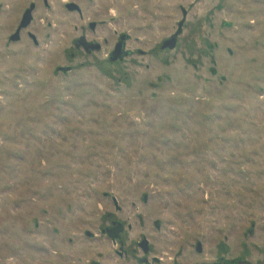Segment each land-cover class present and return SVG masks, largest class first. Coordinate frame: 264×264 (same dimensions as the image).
<instances>
[{
	"label": "rangeland",
	"instance_id": "374dc122",
	"mask_svg": "<svg viewBox=\"0 0 264 264\" xmlns=\"http://www.w3.org/2000/svg\"><path fill=\"white\" fill-rule=\"evenodd\" d=\"M0 3V264H264V0Z\"/></svg>",
	"mask_w": 264,
	"mask_h": 264
},
{
	"label": "water",
	"instance_id": "95a60500",
	"mask_svg": "<svg viewBox=\"0 0 264 264\" xmlns=\"http://www.w3.org/2000/svg\"><path fill=\"white\" fill-rule=\"evenodd\" d=\"M71 10H78L80 11V9L77 7V6H73L71 5L69 7ZM30 11L26 14L25 16V21L23 23V26H27L29 23H30V20H31V16H30ZM183 16H184V20L179 24V29L177 31V33L172 36V38L168 41H166L163 45V49H174L177 45V41H178V37L182 34L183 32V26H184V22L187 18V13L184 12L183 13ZM91 28L94 30L96 28V24H92L91 25ZM127 38L128 36H122L121 37V41L118 43L117 45V49L116 51L112 54L111 56V60L112 61H117V60H120L122 58V54L121 52L124 51L125 47H126V41H127ZM83 47L87 50H100L101 47L99 44H93V43H89V44H85L83 45ZM71 68H67L65 71H70ZM125 231V227L122 223H118V226L115 227L114 229H109L108 230V235L114 240L116 241V239L119 238L120 234L123 233ZM147 244H148V241L146 240L144 242V247L146 248L147 247ZM199 251L201 252V248L199 249ZM145 252L147 253L148 250L147 248L145 249Z\"/></svg>",
	"mask_w": 264,
	"mask_h": 264
},
{
	"label": "flooded vegetation",
	"instance_id": "af4514ba",
	"mask_svg": "<svg viewBox=\"0 0 264 264\" xmlns=\"http://www.w3.org/2000/svg\"><path fill=\"white\" fill-rule=\"evenodd\" d=\"M5 8H4V6H2V3H0V12H2L3 10H4ZM37 10V7H36V5L35 4H33L31 7H30V9H28V10H24V12L21 14V16H20V18H19V21H18V23H17V25H16V28H15V31L13 32V33H11L10 34V36H8L9 37V40L12 42V43H18V42H21V41H23V39L26 37V38H30L31 40H32V42H33V44L36 46V47H39V40L37 39V37H36V35L35 34H33L32 32H30V31H28V29L32 26V24H33V22H34V16H33V14L35 13V11ZM30 11V16H31V20H30V23L27 25V26H23V23H24V21H25V16H26V14L28 13ZM89 43H92V42H88L87 40H86V38H83L82 40H81V42H80V47L81 48H83L86 52H88V53H92V52H99V51H101V49H102V47H101V45H100V47H101V49L100 50H98V51H94V50H87V49H85L84 47H83V45H85V44H89ZM96 45V44H95ZM118 45V44H117ZM117 45H116V47H115V51H116V49H117ZM114 51V52H115ZM113 52V53H114ZM112 53V54H113ZM124 53H125V49H124V51H122L121 52V54H122V57H123V55H124ZM112 54H111V56H112ZM111 56H110V60H111ZM112 61V60H111ZM118 61V60H117ZM112 62H116V61H112ZM118 226V223H116V226L115 227H117ZM115 227H113V228H109V229H114ZM109 229H107V233H108V230ZM120 237H121V234H120V236H119V238L118 239H120ZM118 239H116V240H118ZM146 240H144L141 244H139V246L142 248V250H143V252H144V254H149V251H150V247H149V242H148V244H147V250H148V252L146 253L145 252V247H144V242H145Z\"/></svg>",
	"mask_w": 264,
	"mask_h": 264
}]
</instances>
